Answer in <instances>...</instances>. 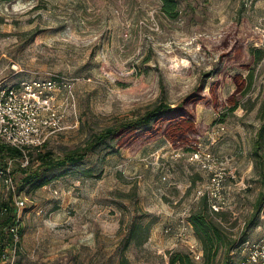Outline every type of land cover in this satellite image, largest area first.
Returning a JSON list of instances; mask_svg holds the SVG:
<instances>
[{"label": "rangeland", "instance_id": "374dc122", "mask_svg": "<svg viewBox=\"0 0 264 264\" xmlns=\"http://www.w3.org/2000/svg\"><path fill=\"white\" fill-rule=\"evenodd\" d=\"M177 3L172 18L161 0H0V84L54 74L75 83L76 107L45 149L63 155L119 120L196 93L203 96L197 122L207 127L196 146L160 136L118 150L109 141L53 172L43 188L26 186L19 264H122L123 257L128 264H169L172 252H188L177 232L209 178L190 160L196 149L213 153L227 171V229L237 233L251 216L264 189L255 157L264 106V0ZM230 98L238 100L234 111L226 109ZM110 146L117 151L108 153ZM20 177L17 169V190ZM8 192L0 175V198ZM261 223L247 229L246 241L259 238ZM133 225L149 237L125 248ZM242 256L237 249L232 264Z\"/></svg>", "mask_w": 264, "mask_h": 264}, {"label": "trees", "instance_id": "16d2710c", "mask_svg": "<svg viewBox=\"0 0 264 264\" xmlns=\"http://www.w3.org/2000/svg\"><path fill=\"white\" fill-rule=\"evenodd\" d=\"M161 2V8L168 16L177 17V0H161ZM235 81L238 85L237 90H241L243 82H238L237 76H235ZM213 94L216 105H220L215 90ZM200 99H203V96L196 93L189 95L175 106L161 101L141 115L119 120L100 132L92 134L85 144L60 156L54 154L50 149H45L46 142L42 147L34 148L28 152L30 164L27 167L21 166L20 160L24 157L21 150L0 142V171L5 170L12 161L14 181L17 169L21 174L18 190L15 181V193L9 191L7 197L0 198V264H3L1 262L2 251L12 240L7 227L14 223L18 216L15 194H22L26 186L29 187V191L43 188L55 179L56 176L52 174L53 172L65 169L68 165H76L91 153L109 147L106 146L109 141H116L118 150L123 146H132L135 143H141V141H151L160 136L180 146H196L198 138L207 128L205 124L197 122L196 104ZM227 103L232 105L226 108L230 111H234L239 106L238 100L234 98H230ZM224 115L226 114L223 111L221 121H224ZM261 118L262 124L257 132L255 142V157L260 166L261 180L264 183V106L261 110ZM116 151L114 147L110 146L108 153ZM85 173L94 176V169H86ZM263 207L264 189L259 193L254 203L251 216L245 221L243 228L236 233L230 232L226 226V223L229 222L230 212L225 210L226 208L220 212H213L207 198H201L200 205L192 210L189 220L193 226L194 235L201 244L202 260H195L189 251L176 250L170 254L169 264H232L234 252L246 241L247 229L258 225ZM138 228L137 225L129 228L125 236V248L134 240L139 246L147 241L149 235L138 234ZM149 229L148 226L144 231L148 233ZM121 263L128 264L127 258L123 257Z\"/></svg>", "mask_w": 264, "mask_h": 264}, {"label": "built area", "instance_id": "2783aa9c", "mask_svg": "<svg viewBox=\"0 0 264 264\" xmlns=\"http://www.w3.org/2000/svg\"><path fill=\"white\" fill-rule=\"evenodd\" d=\"M74 85L73 80L58 74L46 78L26 79L18 83L0 84V142L22 151L24 155L20 160L22 167L30 164L28 155L30 150L42 147L64 128L67 115L76 107ZM190 160L209 174L208 181L197 188L196 198L206 197L213 212L224 210L228 203L225 192L228 178L226 169L213 153L206 150H194L191 152ZM0 175L8 191L15 193L12 161L5 170L0 171ZM164 178L166 179V176ZM27 201V196L15 194L18 216L15 222L7 227L12 240L2 251L3 264H19L22 210L26 208ZM190 214L189 211L185 212L177 236L187 239L190 254L195 260L201 261L203 252L198 241L188 239L193 228L189 220ZM260 218L262 223L258 227L262 229L264 209ZM164 232L172 233L173 227L168 225ZM238 249L243 255L239 264H264V230L258 239L245 241Z\"/></svg>", "mask_w": 264, "mask_h": 264}, {"label": "crops", "instance_id": "0c3cea01", "mask_svg": "<svg viewBox=\"0 0 264 264\" xmlns=\"http://www.w3.org/2000/svg\"><path fill=\"white\" fill-rule=\"evenodd\" d=\"M191 231H192V238H193V240H195V241H198L197 240V238L195 237V235H194V230H193V228L191 229ZM155 236V235H154ZM151 239H153V236L151 237Z\"/></svg>", "mask_w": 264, "mask_h": 264}]
</instances>
